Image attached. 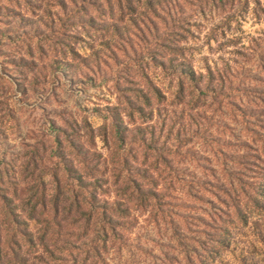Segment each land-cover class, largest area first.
Returning <instances> with one entry per match:
<instances>
[{
	"label": "rangeland",
	"instance_id": "1",
	"mask_svg": "<svg viewBox=\"0 0 264 264\" xmlns=\"http://www.w3.org/2000/svg\"><path fill=\"white\" fill-rule=\"evenodd\" d=\"M111 2L0 0V170L9 168L17 173L22 165L30 166L32 173L38 167L39 172L45 167L51 170L64 158L77 164L76 152L88 151L95 154L89 163L98 167L106 161L105 167L111 171L117 148L113 140L108 146L104 142L103 127L111 128L113 110L124 109V96L133 95L136 84L144 87L147 75L166 100L154 105L151 119L137 124L148 133V140L154 137V149L165 159L155 178L159 192L165 197L169 192L172 203L178 200L174 222L180 228L183 246L162 221L165 208L156 216L151 210L137 211L133 212L134 227L125 235L126 247L121 252L109 250L106 260L109 264H187L185 256L192 257L193 243L204 244L217 232L205 224L211 226L209 216L219 213L214 196L217 182L211 181L212 194H206L203 202H193L184 190L178 192L177 186L172 187L176 192H170L168 183L174 169L176 175L185 173L202 181L212 170L221 181L224 169L245 173L239 168L244 155L245 163L251 157L248 167L254 171L247 175L249 182L259 192L264 190V156L258 161L255 158L264 142V0H153L155 12H147L148 19L142 16L148 11L145 0L143 8L125 16L117 1ZM171 47L182 49L183 54L170 53L167 49ZM161 61L192 67L202 75L208 69L215 79L216 73L220 74L222 96L214 99L211 92L204 99L201 95L200 106L189 109L186 102L191 91L187 89L184 102L179 103L174 98L176 75L163 73L158 65ZM212 85L216 87V81ZM222 102L225 107L219 111ZM234 103L253 117L248 124L241 117L235 121ZM124 121L128 122L127 118ZM126 126L133 129L129 123ZM179 130L197 134L189 143L180 144L185 136H180ZM229 133L237 139L227 150ZM67 142H72L75 151L68 150ZM247 144L248 150L244 148ZM130 148L131 143L125 150ZM227 151L235 158L223 166ZM138 159L137 165L142 163L141 155ZM152 163L153 159L143 167ZM46 182L50 190L52 179L47 177ZM113 191L102 200L115 202ZM165 201L168 204V198ZM257 202L258 208L251 204L243 207L244 223L234 219L233 209L229 218L224 216L226 222L217 221V226L225 225L229 231L228 246L203 261L205 247L201 244L192 263L264 264V211H260L264 209V191Z\"/></svg>",
	"mask_w": 264,
	"mask_h": 264
},
{
	"label": "trees",
	"instance_id": "2",
	"mask_svg": "<svg viewBox=\"0 0 264 264\" xmlns=\"http://www.w3.org/2000/svg\"><path fill=\"white\" fill-rule=\"evenodd\" d=\"M116 1L122 16L129 12H137L138 7L143 8L142 0H137L138 5H135L132 0ZM152 1L145 0L144 8L148 11L142 13V16L144 15L146 19L149 18L146 16L147 12L151 11L152 14L155 12L151 6ZM105 2L108 5L112 4L111 0H105ZM172 48L167 50L172 54L176 52H179L180 55L183 54L182 49ZM158 65L163 73L169 72L176 75L177 91L174 98H177L179 103L184 102L187 89L191 91V95H188L190 101L186 102L189 109L194 110L196 106H200L201 95L205 99L207 94L212 92L215 99L220 98L223 94L221 86L223 79L218 73H216L215 79L212 71L208 69L206 75H202L189 66L174 67L171 61L168 62V65L163 61ZM143 73L144 69H142ZM215 81L217 89H214L216 87L213 88L212 85ZM135 86L133 95L124 96L125 101L121 103L124 109L115 108L113 110L111 128L103 127L104 142L108 146L113 140V144L117 148L114 154L116 160L111 163V167H113L111 171L105 167L106 161L98 167L89 163V159H92L91 157L95 154L91 155V152L88 151L81 155L76 152V156L79 158L77 164L68 162L64 158L65 163L62 164V170H60L62 160L60 164L54 165L53 169L48 170L45 167L41 172L38 167L32 173L31 167L26 165L25 167L20 166L17 173L9 168L0 170V264H109L106 260L109 250L115 249L117 252H121L126 247L125 235L131 233L134 227L133 223L136 221L133 212L151 210L153 213L157 212L156 216L163 208L166 209V212H162V221L168 225L172 238L175 237L178 240L177 244L183 246L180 242V228L174 222L177 217V212L175 214L174 210L180 208L174 204L178 200L174 199V203H172L169 200V192L167 197L163 192H159L155 178V174L157 178L159 177L158 167L163 164L165 159L162 153L154 149L155 141L152 139L154 137L148 140V133L146 134L143 127L137 124L138 120L145 123V120L151 119L154 105L163 104L166 98L147 75L144 87L139 84ZM224 104L223 102L219 104V111ZM232 105L235 107V121H237V117H241L248 124V120L253 119L235 103ZM148 108L150 109L149 113H147ZM237 110L240 112L239 114ZM124 118H127L128 122H125ZM191 121V125H193V117ZM127 123L133 125V129L126 126ZM247 131L250 132L249 129ZM90 132V138L94 141L96 136L93 129ZM196 134L197 132L192 134L188 130L186 133L185 130H179V135L185 136L183 140H180V144L189 143L191 137ZM229 136L231 137L227 150L233 147L232 140L237 139L231 133ZM130 143L131 148L126 151L125 147ZM261 144V149L255 152L257 161L261 155L264 156V142ZM67 145L68 150L75 149L72 142H67ZM132 146L135 147L132 148ZM245 147L247 150L250 149L249 144ZM82 150H86L84 146ZM140 155L142 163L137 165ZM178 156L182 162L181 153H178ZM223 156L226 157V154ZM233 158L235 157L227 151L223 166L227 160ZM245 158L244 155L240 156L241 167H239L243 168L245 173L242 169H239L238 173L228 172L224 169V179L221 178V181L215 179L212 170L208 179L203 175L204 181H202L200 178H192L185 173L176 175L174 169V176L168 183L170 192H176L172 190V187L177 186L178 192L180 190L183 194L184 190V195L188 199H192L193 202L195 200L203 202L202 198H206V194H212L211 181L216 180L217 182V186H215L217 196H214L217 199L216 206L219 213L215 212L209 216L211 226L209 223H205L217 232L213 236H209L204 244L195 241L192 247V257L197 258L195 250L201 249V244L205 247L203 248V252H205V257L202 256L203 261L206 257L220 253L228 246L229 231L225 225L217 226L216 224L217 221L226 222V218H223L231 216L230 209H233L234 219L244 223L246 218L243 207L251 204L258 208L260 205L257 200L260 199L264 190L259 192L257 190L259 188L256 189L255 185L249 182L250 177L247 175L254 171L253 168L248 167L251 157H247V163L243 162ZM151 159H153L152 166L143 167L145 166L143 163H147ZM164 166H166L164 168L168 167L167 162ZM100 168L104 169V172H100ZM37 173L41 174L37 176ZM47 177L53 182V187L50 190L46 182ZM163 179L166 180L164 177ZM262 185L264 188V175L262 176ZM111 191L116 197L115 202L109 203L102 200L103 197L108 198ZM167 198L168 204L165 201ZM207 200L209 199H204V202ZM260 211H264V209L260 208ZM231 221L235 222L233 219ZM183 238L185 237L182 235ZM180 250L183 253L181 247ZM184 252L188 253V251ZM192 257L189 260L185 256L187 264H193Z\"/></svg>",
	"mask_w": 264,
	"mask_h": 264
}]
</instances>
